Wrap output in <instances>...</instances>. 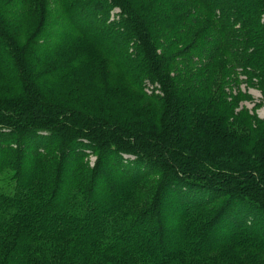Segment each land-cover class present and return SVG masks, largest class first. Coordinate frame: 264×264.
Returning a JSON list of instances; mask_svg holds the SVG:
<instances>
[{
    "label": "trees",
    "instance_id": "1",
    "mask_svg": "<svg viewBox=\"0 0 264 264\" xmlns=\"http://www.w3.org/2000/svg\"><path fill=\"white\" fill-rule=\"evenodd\" d=\"M241 83L264 0H0V264H264Z\"/></svg>",
    "mask_w": 264,
    "mask_h": 264
},
{
    "label": "rangeland",
    "instance_id": "2",
    "mask_svg": "<svg viewBox=\"0 0 264 264\" xmlns=\"http://www.w3.org/2000/svg\"><path fill=\"white\" fill-rule=\"evenodd\" d=\"M117 11L118 9H113L110 13V17H113V15ZM146 86L148 89L152 88L149 83H146ZM239 88L241 91H246L251 96V100L242 101L241 105H244L247 109L251 110V112H254L258 118L263 119L264 104L260 103V93L254 88H247L244 83H241ZM89 159H90V164L92 165L94 161V157H90Z\"/></svg>",
    "mask_w": 264,
    "mask_h": 264
}]
</instances>
